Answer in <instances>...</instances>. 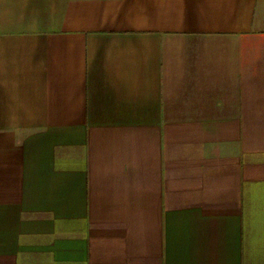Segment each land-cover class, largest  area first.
I'll return each instance as SVG.
<instances>
[{"label": "crops", "instance_id": "obj_1", "mask_svg": "<svg viewBox=\"0 0 264 264\" xmlns=\"http://www.w3.org/2000/svg\"><path fill=\"white\" fill-rule=\"evenodd\" d=\"M0 264H264V0H0Z\"/></svg>", "mask_w": 264, "mask_h": 264}]
</instances>
